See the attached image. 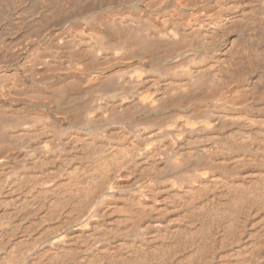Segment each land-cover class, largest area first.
Listing matches in <instances>:
<instances>
[{
	"label": "bare ground",
	"instance_id": "1",
	"mask_svg": "<svg viewBox=\"0 0 264 264\" xmlns=\"http://www.w3.org/2000/svg\"><path fill=\"white\" fill-rule=\"evenodd\" d=\"M29 3L0 5V264H264V0Z\"/></svg>",
	"mask_w": 264,
	"mask_h": 264
},
{
	"label": "rangeland",
	"instance_id": "2",
	"mask_svg": "<svg viewBox=\"0 0 264 264\" xmlns=\"http://www.w3.org/2000/svg\"><path fill=\"white\" fill-rule=\"evenodd\" d=\"M12 1H13V4H11L12 3ZM25 1H29L30 3H29V6H28V8H33V11L34 10H38L39 8H41V7H47V8H49V6H50V4L52 3V2H54L53 0H0V5L1 4H3V3H7L6 5L8 6V4L10 5L9 7L11 8V6L13 5V6H16V4H18L19 2L21 3V2H25ZM15 4V5H14ZM8 7V8H9ZM36 8V9H35ZM38 8V9H37ZM29 10H31V9H29ZM32 11V10H31Z\"/></svg>",
	"mask_w": 264,
	"mask_h": 264
}]
</instances>
